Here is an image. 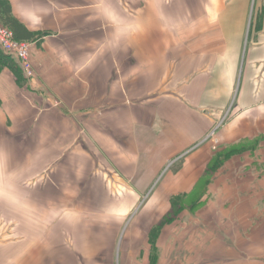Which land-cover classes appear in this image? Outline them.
<instances>
[{"label": "crops", "instance_id": "obj_1", "mask_svg": "<svg viewBox=\"0 0 264 264\" xmlns=\"http://www.w3.org/2000/svg\"><path fill=\"white\" fill-rule=\"evenodd\" d=\"M258 3L261 27L249 36V0H0V22L15 20L34 67L27 79L15 59L11 65L0 53V135H8L1 146L44 151L67 171L79 165L99 172V154L84 152L93 144L128 181L143 146L185 151L175 155L172 170L155 173L150 181L157 185L139 193L167 199L163 217L170 197L190 193L214 154L264 136V0ZM226 177L231 187L217 191ZM202 200L195 212L184 210L163 226L159 264L242 263L262 245L264 141L226 161ZM157 221L138 254L117 247L113 260L82 245L74 262L147 264ZM10 240L17 254L5 264H18L20 245L36 242Z\"/></svg>", "mask_w": 264, "mask_h": 264}, {"label": "rangeland", "instance_id": "obj_2", "mask_svg": "<svg viewBox=\"0 0 264 264\" xmlns=\"http://www.w3.org/2000/svg\"><path fill=\"white\" fill-rule=\"evenodd\" d=\"M260 17L261 6L258 0H249V36L261 27ZM247 38L245 36V41ZM46 136L44 134L42 138ZM83 137L85 135H79V138ZM7 138L8 135H5L3 140L0 135V213L5 211V207L10 209L8 214H0V264H5V261L12 259V255L17 254H11L17 243L10 240L16 237L36 241L34 245H20V253H25L24 257L20 256L18 264H77L81 259L74 262V257L78 255L79 258L81 251L78 248L82 245L88 250L96 248L99 253L104 251L105 257H110L112 253L113 260L116 258L117 247L121 253L138 254L143 248L146 231L165 213L168 206L167 199L143 197L139 193L157 185L158 181H150L155 173L172 170L175 166L171 161L175 155L185 152L171 147L164 149L155 144L146 150L140 145L143 146L140 157L132 169L133 173L131 170V181H128L123 179L127 177L123 169L93 144L89 145L94 149H85L84 152L94 156L99 154L100 171L90 172L87 171L90 169L84 168L86 171L82 172L79 165L74 166L73 171H67L66 167L58 164L44 151L4 149L1 144L7 142ZM70 152L76 153L74 150ZM62 153L64 155L66 152ZM233 168L242 171V167ZM80 180L87 182L81 189L77 187ZM226 185H232L231 179L227 177L216 190L226 191ZM244 185H249V182ZM251 185L255 186V181ZM247 187L242 188L248 192ZM57 193L59 197H54ZM70 194L74 196L72 199ZM77 203L84 207H77ZM19 204L25 214L18 212ZM82 222L88 226L85 234ZM120 236L122 239L117 246ZM183 237L180 236L181 239ZM59 241L62 242L61 246L56 244ZM85 260L82 264H86ZM230 264H264V242L257 248H250L242 263Z\"/></svg>", "mask_w": 264, "mask_h": 264}, {"label": "trees", "instance_id": "obj_3", "mask_svg": "<svg viewBox=\"0 0 264 264\" xmlns=\"http://www.w3.org/2000/svg\"><path fill=\"white\" fill-rule=\"evenodd\" d=\"M2 24L9 27L16 39L21 40L22 35L19 36L17 32V23L13 19L1 20ZM1 57L6 58L9 63L14 64V59L10 58L3 54L0 50ZM264 136L256 137L252 140H245L240 142L238 145L226 147L216 154H214L211 163L206 168V171L200 182L197 184L194 189L188 193L175 194L170 197V210L167 214L161 217L156 224H154L148 234V243H149V257L147 264H159L160 250L157 244L158 237L164 225L171 223L176 220V218L181 214L182 211L187 210L189 212H195L203 204V197L207 192L208 185L211 183V180L215 172L220 169V167L229 159H232L235 156H238L244 152H252L256 150L259 144L264 141ZM177 169V168H176ZM174 169V170H176Z\"/></svg>", "mask_w": 264, "mask_h": 264}, {"label": "built area", "instance_id": "obj_4", "mask_svg": "<svg viewBox=\"0 0 264 264\" xmlns=\"http://www.w3.org/2000/svg\"><path fill=\"white\" fill-rule=\"evenodd\" d=\"M30 47V42L16 39L13 31L0 23V50L17 61L26 78L34 72Z\"/></svg>", "mask_w": 264, "mask_h": 264}]
</instances>
